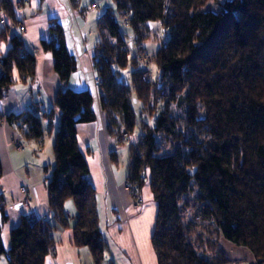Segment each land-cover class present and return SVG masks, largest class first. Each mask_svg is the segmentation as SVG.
Returning <instances> with one entry per match:
<instances>
[{"label": "trees", "instance_id": "trees-1", "mask_svg": "<svg viewBox=\"0 0 264 264\" xmlns=\"http://www.w3.org/2000/svg\"><path fill=\"white\" fill-rule=\"evenodd\" d=\"M110 2L97 26L96 98L106 133L116 147L129 145L125 186L135 201L148 189L156 203L150 242L157 264H232L219 247L220 238L249 251L255 264H264V0ZM209 2L218 9L208 8ZM0 7L13 22L9 1L1 0ZM122 27L135 47L142 45V56L129 57ZM151 29H156L154 36ZM8 31V26L2 29L0 41ZM152 37L158 43L152 61L156 77L144 82L142 70L135 68L147 61L149 50L143 45ZM10 42L0 56V101L12 85L30 83L35 73V58L23 52L20 39L13 36ZM41 46L50 52L60 81L54 99L59 112L54 164L45 170L51 217H21L5 252L1 226L7 218L1 215L0 256L8 264H24L28 254L50 245L53 229L68 227L64 207L72 200L74 243L89 249L94 264H102L106 242L98 225L97 194L77 141V127L96 120L94 97L67 88L76 60L57 22H50ZM128 68L134 69L129 86L118 79ZM131 92L146 115L136 138ZM47 116L51 120V112ZM41 118L27 112L6 120L23 139L40 143ZM110 160L116 163L115 151ZM211 227L214 240L197 232Z\"/></svg>", "mask_w": 264, "mask_h": 264}, {"label": "crops", "instance_id": "crops-1", "mask_svg": "<svg viewBox=\"0 0 264 264\" xmlns=\"http://www.w3.org/2000/svg\"><path fill=\"white\" fill-rule=\"evenodd\" d=\"M8 1L15 13L14 21L10 22L0 7V17L5 21L4 25H0V32L9 27L7 39L0 41V56L8 51L11 38L16 36L22 43L23 52L35 58L36 67L30 83L12 85L0 101V217L4 215L7 218L1 226L4 251L10 248V232L18 226L25 213V210L12 208L24 197L20 193L22 186L27 188L26 197L36 213L35 217L43 220L51 217L46 191L49 173L45 170H51L54 164L52 145L59 125V112L54 106V99L60 81L54 71L51 54L43 50L41 41L48 39L49 24L55 21L62 29L68 53L76 60V70L71 74L67 88L87 90L94 97L96 120L77 127V141L79 149L87 157L90 179L97 194L98 225L106 242L102 264H157L150 242L156 203L145 189L142 192L144 205L140 211L132 210L135 200L125 186L126 170L124 172L119 166V149L114 138L105 131L96 98L93 56L99 41L97 26L101 13L111 4L110 0ZM21 26L23 31L19 30ZM136 54L133 52L135 57ZM33 85H37V89H32ZM27 112L42 116L43 138L40 143L23 139L6 120L9 115L19 116ZM49 112L51 120L47 116ZM15 142L24 146L22 153L14 148ZM113 151L116 152V163L110 160L109 155ZM68 205L64 207L67 219L69 213L73 215L70 218L72 221L67 223L68 227L53 229L52 243L28 254L24 264H94L89 249L74 243L72 227L76 213ZM219 247L232 264H255L253 256L244 248H238L222 238L219 239ZM49 248L52 252L47 250ZM0 264H8L5 255L0 256Z\"/></svg>", "mask_w": 264, "mask_h": 264}, {"label": "rangeland", "instance_id": "rangeland-1", "mask_svg": "<svg viewBox=\"0 0 264 264\" xmlns=\"http://www.w3.org/2000/svg\"><path fill=\"white\" fill-rule=\"evenodd\" d=\"M208 8H210V9H212L213 11H216L217 9H218V6H216V5H214V4H212L211 2H209L208 3ZM208 8H205V10L206 9H208ZM148 26H157V24H155V23H149L148 24ZM122 30H123V32L125 33V37H124V41H125V43H126V45H125V51L129 54V57H132L133 56V52L136 54V48L137 47H139L140 48V46H142V45H138L137 47H135L136 45L133 43V40H132V37H131V34H130V31L129 30H127L126 28H124V27H122ZM151 31L152 32H154V33H152V35L154 36L155 35V33H156V29H151ZM154 38H156V37H154ZM157 38L155 39V40H153V37H152V39H151V41H150V43H146V44H144L143 46H144V49L143 50H145V51H148L149 52V56H148V58L151 56L152 58L154 57V53H155V49H156V47H157ZM142 50V48H140V49H138L137 50V55H140V56H142V53H143V51H141ZM153 59L150 61V64H149V66H148V71L146 70V69H144V65L146 64V63H149L148 61L145 63H140V62H138V64L136 65V68H135V70H138V71H141L142 72V74H141V76H142V78H143V74L144 73H146V74H148L147 75V77L144 79L145 81H148V79L150 78L151 80H154L155 79V77H156V70H155V67H154V65H153ZM134 69H132V68H128V69H126V70H123V71H120V75H119V77H118V79L120 80V81H122L124 84H126V85H130L129 84V74L133 71ZM143 80V79H142ZM143 80V81H144ZM144 81V82H145ZM130 95H131V97H132V100H133V102H132V106H133V109H134V113H135V120H136V125H135V127H134V132H133V135H132V138L133 137H137L138 135H139V133H140V121H141V116L143 117V116H145L146 117V115L144 114V113H141V108H140V103H138L135 99H136V97H135V94H133L132 92L130 93ZM123 137H125V135H126V133H124V132H122V134H121ZM121 142H123L122 140H121ZM23 146V145H22ZM24 147V146H23ZM117 148L119 149V152H118V154H117V158H118V163H119V166H120V168L125 172V170H127V165H128V154H129V145H128V143H124V144H121L120 143V145H118L117 146ZM110 156V155H109ZM127 188V190L128 191H130L129 190V188L128 187H126ZM144 190H145V188H143ZM144 190H143V192H144ZM148 191V190H147ZM139 197H141L142 198V195L141 196H139ZM67 203H69L72 207H73V209H75V207H74V203H73V201L72 200H67L66 201V203H65V206H66V204ZM144 205V200H143V198H142V204H140V205H138V207H139V209H137V210H134V209H132L134 212H137V211H140V209L142 208V206ZM66 212V211H65ZM67 212H68V210H67ZM69 213V212H68ZM67 213V214H68ZM75 213H76V211H75ZM186 214H187V218L188 219H190L191 217H192V209L191 208H188V211H186ZM76 215V214H75ZM71 216H73V215H71L70 213H69V218H68V221L69 222H71L72 220H70V218H71ZM197 232H199V233H201V235L204 237V238H211V239H215V231H214V228L213 227H211L210 229L209 228H207V230L206 229H203V228H198L197 229Z\"/></svg>", "mask_w": 264, "mask_h": 264}, {"label": "built area", "instance_id": "built-area-1", "mask_svg": "<svg viewBox=\"0 0 264 264\" xmlns=\"http://www.w3.org/2000/svg\"><path fill=\"white\" fill-rule=\"evenodd\" d=\"M5 24V21L3 19H1L0 17V25H3ZM20 31H23L24 30V27L21 26L19 28ZM149 56V55H148ZM148 56H146V60L149 62V63H146V64H150V61L153 59L151 56L148 58ZM147 70V69H146ZM148 71V70H147ZM148 74L144 73L143 74V80L147 77ZM149 76V75H148ZM146 80V79H145ZM144 80V81H145ZM147 82V81H145ZM32 89H37V85H33L32 86ZM14 148L16 149V151L18 153H22L24 151V147L22 146V144L18 143V142H15L14 144ZM27 188L25 186H22L20 188V193L24 196L23 199H21L20 201H18L16 204L13 205V209L14 210H17V211H21V210H25V213H24V216H28V217H35L36 213L31 209L30 207V204H29V201L28 199L25 197L26 193H27ZM32 193H35V191L32 189ZM137 201H134L133 205H132V209L134 210H137L139 209L138 205L142 204V198L137 196ZM36 219L39 220V218L35 217ZM200 217L197 218V220H199ZM49 250V252H52L51 251V248L47 249Z\"/></svg>", "mask_w": 264, "mask_h": 264}, {"label": "snow or ice", "instance_id": "snow-or-ice-1", "mask_svg": "<svg viewBox=\"0 0 264 264\" xmlns=\"http://www.w3.org/2000/svg\"><path fill=\"white\" fill-rule=\"evenodd\" d=\"M68 206H70V204Z\"/></svg>", "mask_w": 264, "mask_h": 264}]
</instances>
